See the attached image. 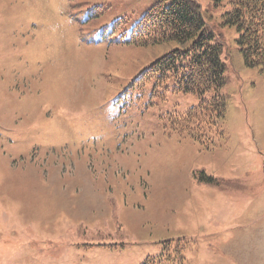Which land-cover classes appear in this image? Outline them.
<instances>
[{"label": "rangeland", "instance_id": "1", "mask_svg": "<svg viewBox=\"0 0 264 264\" xmlns=\"http://www.w3.org/2000/svg\"><path fill=\"white\" fill-rule=\"evenodd\" d=\"M154 1L0 0V264H264V71L194 0L225 117L171 127L198 99L139 75L179 48L132 42Z\"/></svg>", "mask_w": 264, "mask_h": 264}, {"label": "trees", "instance_id": "2", "mask_svg": "<svg viewBox=\"0 0 264 264\" xmlns=\"http://www.w3.org/2000/svg\"><path fill=\"white\" fill-rule=\"evenodd\" d=\"M210 1L227 8L222 14L223 24L234 28L236 48L244 65L264 71V0ZM204 26L200 7L193 0H159L133 31L135 43L155 45L173 41L178 44L179 48L152 62L145 73L147 78L155 79L163 91L171 87L174 91L197 96V106L178 117L177 123L168 120L176 129L177 126L187 130L208 128L225 114L226 102L221 89L230 61L220 32ZM172 253L164 250L163 255L148 258L143 264H169Z\"/></svg>", "mask_w": 264, "mask_h": 264}]
</instances>
